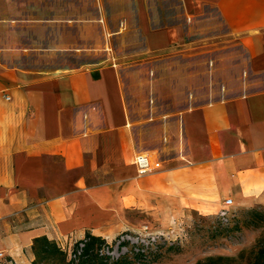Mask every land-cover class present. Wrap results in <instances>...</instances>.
I'll use <instances>...</instances> for the list:
<instances>
[{
    "label": "crops",
    "instance_id": "1",
    "mask_svg": "<svg viewBox=\"0 0 264 264\" xmlns=\"http://www.w3.org/2000/svg\"><path fill=\"white\" fill-rule=\"evenodd\" d=\"M182 3L216 10L243 48L247 77L232 97L163 114L162 152L141 144L116 67L30 82L0 69V264H32L38 237L112 239L142 219L216 216L226 198L231 211L264 210V0ZM143 32L150 52L186 36L181 24ZM137 153L150 156V171L138 172Z\"/></svg>",
    "mask_w": 264,
    "mask_h": 264
},
{
    "label": "rangeland",
    "instance_id": "2",
    "mask_svg": "<svg viewBox=\"0 0 264 264\" xmlns=\"http://www.w3.org/2000/svg\"><path fill=\"white\" fill-rule=\"evenodd\" d=\"M146 23L150 29L181 24L184 43L148 51ZM226 34L213 7L188 12L182 0H0V69H12L30 82L70 69L94 74L105 65L116 67L141 144L162 152L163 114L177 113L186 101L232 97L244 89L246 57L241 44ZM255 212L260 215L236 211L228 225L217 216L195 213L165 224L142 219L135 228L105 239L100 251L113 259L126 256L134 264L208 263L218 256L233 259L218 264H244L240 253L246 256L264 239V210ZM125 233L128 239L119 241ZM76 244L67 241L59 251L43 250L40 244L35 262L75 264L70 259ZM138 251L143 254L135 255Z\"/></svg>",
    "mask_w": 264,
    "mask_h": 264
},
{
    "label": "trees",
    "instance_id": "3",
    "mask_svg": "<svg viewBox=\"0 0 264 264\" xmlns=\"http://www.w3.org/2000/svg\"><path fill=\"white\" fill-rule=\"evenodd\" d=\"M252 214L258 217V213L255 212L257 208H250ZM235 217V211H233L231 217L227 223H220L222 225L230 224ZM232 228H237L233 226ZM76 246L71 254V262L75 264H134V260L126 256H118L115 259L111 258L109 255L102 254L101 247L105 244V239L99 236H94L92 234L86 233L84 237L76 240ZM82 246L79 248V244ZM41 244L43 250H47L49 246L53 247L55 250L59 251L60 246L56 245L55 242L46 239L45 237H38L33 240L32 250L34 252V261L32 264H36L35 255L38 253L37 246ZM79 250V253H78ZM143 252L138 251L135 255H142ZM240 257H244V264H264V239H260L256 242L255 247H253L249 252L244 256V252L240 253ZM208 263L218 264L223 261H233L230 257L218 256V257H209L207 259ZM206 261H198L196 264H208ZM61 264H70L62 260Z\"/></svg>",
    "mask_w": 264,
    "mask_h": 264
},
{
    "label": "built area",
    "instance_id": "4",
    "mask_svg": "<svg viewBox=\"0 0 264 264\" xmlns=\"http://www.w3.org/2000/svg\"><path fill=\"white\" fill-rule=\"evenodd\" d=\"M3 98L5 100H8L9 96L8 95H3ZM134 162L136 163L138 172L140 174L146 173V172L150 171V169H151V158H150L149 155H147L145 153H137V154H135ZM230 203H231V199H229V198L224 199L223 203H222L223 204L222 207L217 212L216 216H217L218 220L221 223H227L229 218L231 217V215L233 213V211L229 210V208H228ZM124 239H126V240L128 239V236H127L126 233L119 236V241H124ZM152 239L154 240V237H152ZM81 246H82V244L80 243L79 244V248ZM78 253H79V250H78Z\"/></svg>",
    "mask_w": 264,
    "mask_h": 264
}]
</instances>
